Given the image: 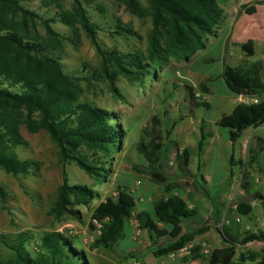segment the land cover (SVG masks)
<instances>
[{
  "label": "trees",
  "instance_id": "16d2710c",
  "mask_svg": "<svg viewBox=\"0 0 264 264\" xmlns=\"http://www.w3.org/2000/svg\"><path fill=\"white\" fill-rule=\"evenodd\" d=\"M24 1L26 0H0V169L13 176H26L33 169V164L17 159L10 148L25 144L19 130V125L23 122L18 118L22 117V112L16 113L25 111L23 120L25 119L26 127L30 130L42 129L49 135L58 148L62 164L73 161L96 183H103L110 173L107 165L114 153L121 149L125 131L116 123V117L112 113L79 101L82 93L79 82H89V79L64 73L59 59L53 55L61 49V41L51 24L58 19L74 29L76 36L78 28L84 32L101 59L102 74L110 92L119 97L116 87L118 75L146 85L148 80L144 78L162 73L170 59L187 61L193 57L196 51L204 47L206 37L212 35L223 21V10L219 4L227 0H142L148 6L147 14L150 17L147 37L150 69L146 68L136 54H120L114 50H104L99 45L96 39L98 23L93 22L88 15V6L92 4V0H71V12L62 10L60 0H44V6L55 4L56 7L55 15L49 18L24 8ZM121 2L133 15L142 16L145 13L140 0ZM263 3L264 0H257L253 5H242L241 9L245 14L253 15L256 6ZM36 23L43 27L44 38L31 34L30 29ZM114 33L126 36L131 31L115 25ZM239 48L247 58L254 55V45L250 40ZM110 65L115 67V72H108ZM262 67L261 61L238 66L223 62L219 76L231 93L244 98H261L264 96V81L260 75ZM198 89L202 93L209 92L205 84L199 85ZM186 90L193 109L209 108L208 104L197 101L192 88L186 87ZM32 115H36L38 120H33ZM154 121L149 142L140 147L142 165L153 183L169 191L173 186L167 183L164 164L170 144L165 142L160 126ZM263 123L264 99L257 103H238L230 113L221 115L215 123L219 128L228 129L231 145L228 161L230 172L221 188L231 186L234 176L232 167L239 166L242 191L252 200L261 201L264 198L259 193L250 194L249 169L252 166L260 169L258 159L264 151V138L257 135L250 138L244 150V160L235 161L234 146L246 129H256ZM175 125L176 122H173L171 129ZM205 141L202 130L196 147L199 156ZM189 158L190 151L187 149L177 156L176 162L179 163L181 172L187 171ZM200 180L204 181L203 176H200ZM193 186L195 191L202 189L199 183L194 182ZM199 194L210 200L208 217L204 214L203 218L200 217L195 204L186 202L181 195L175 194L149 202L147 208L136 213L140 230L149 234L154 241L166 243V247L159 249L156 256L177 253L197 237L213 230L220 239L221 248L214 250L208 260L209 264H244L246 261L264 264V259L256 261L258 257L253 253H240L236 262L232 261L236 255V246L252 242L264 243V231L246 232L242 235L240 226L231 221L229 226H221L222 217L228 219V210L226 213L218 196L206 197L201 191ZM94 197L92 189L84 185L68 184L67 175L63 172L62 184L52 212L56 218L65 214L76 217V211L69 206H86ZM5 198L6 193L0 186L2 203ZM136 207L135 197L125 189L119 190L116 198H106L100 202L92 211L88 224L91 232L99 230L91 249L111 252L122 239L124 226ZM236 212L239 216L248 218L252 209L249 204L238 202ZM160 222L164 224L162 228L158 227ZM8 248L13 253V259L0 264H90L80 241L69 235L68 231L46 232L38 241H35L30 232H21L14 236ZM199 250V246H194L191 250L193 261L201 258Z\"/></svg>",
  "mask_w": 264,
  "mask_h": 264
},
{
  "label": "rangeland",
  "instance_id": "374dc122",
  "mask_svg": "<svg viewBox=\"0 0 264 264\" xmlns=\"http://www.w3.org/2000/svg\"><path fill=\"white\" fill-rule=\"evenodd\" d=\"M255 1L257 0H227L219 4L223 10L224 19L215 32L206 37L204 47L196 51L195 55L187 61L170 59L162 73L144 78L148 80L146 85L124 75H118L116 87L119 97L113 96L110 92L102 74L101 59L84 32L78 28L76 30L78 36H76L73 33L74 29L62 24L58 19L51 24L61 41V49L55 51L53 55L59 59L64 73L89 79V82L85 80L79 82L82 91L79 101L112 113L116 117V123H119L125 131V136L121 149L114 153L109 161L110 164L107 165L110 173L103 183H96L75 162L62 164L58 148L49 135L42 129H28L24 124L25 119L23 120L26 112L16 111L19 114L22 112V117L18 118L23 122L19 125V130L25 144L16 147L10 146V148L17 159L29 161L34 166L30 170V174L26 176H13L0 169V186L6 193L5 202L2 203L0 200V262L13 259V253L8 246L12 244L14 236L18 233L28 231L35 237V241H38L43 233L68 231L69 235L80 241L90 264H160L161 262L164 264H209L208 260L214 250L221 248L220 239L213 230L197 237L183 251L177 252L175 261H172L167 258L168 255L156 256L159 249L166 247L165 242L154 241L145 231L139 230L138 233L130 220L124 226L122 239L117 242L111 252L92 250L91 244L99 234V230L91 232L88 229V224L95 207L106 198H116L117 192L122 189L135 197L136 213L150 205L149 202H146L147 199L152 202L166 198L169 194H175L181 195L186 202L195 204L200 211V217L203 218L202 214L208 217L211 208L210 200H208L209 198L206 200L198 194L197 190L195 191L193 183L196 182L202 186L203 190L200 191L206 197L216 198L218 196V201L224 205L226 213L228 210L227 218L232 224H234L233 217L238 214L231 207L238 202L249 205L251 202L253 203L252 198L244 194L241 189V168L239 166L232 167L234 174L232 184L229 188H221L220 193L219 182L222 178L227 177L230 169L228 160L231 147L228 144L230 143L228 129L218 127L215 130L213 125L208 122L220 116V95L222 93L219 75L226 49H222L221 52L220 42L218 43L217 39L222 41L223 37L231 31L234 20L236 22L233 36L236 37L237 42L229 41L228 45L229 53L232 52L233 63L240 65L263 61L260 75L264 81V34H262L264 30L259 31L260 34L257 38L262 39V42H259L256 47L254 46L252 57H245L239 48L240 40L246 42L248 38L245 32L252 30L249 37H254L255 31H257L248 24L264 21V3L256 6L257 14L254 15H247L241 9L242 5H253ZM140 3L145 13H142V16H136L125 8L121 0H92V4L88 6V15L93 22L98 23L96 39L104 50H114L120 54H136L142 59L146 68L150 69L147 41L150 17L147 14V4L142 0ZM43 4L44 0L22 2L24 8L36 12L41 17L54 16L56 13L55 4L50 6ZM60 4L63 11L71 12V0H60ZM115 25L129 29L131 34L116 35L114 33ZM222 25L225 26V30L220 34ZM30 31L38 38L45 37L44 29L39 23H36ZM108 68L109 73L115 72L113 65ZM201 84L207 86L208 93L200 92L198 86ZM186 87L192 88L197 101L208 104L209 108L193 109ZM242 99L244 103H252L254 100L257 102L263 100L264 96L261 98L243 97ZM31 118L38 120L36 115H32ZM154 120L160 126L165 142L170 144L164 164L167 183L173 186L169 191L153 183L142 165L140 147L149 142ZM173 122H176V125L171 129ZM202 130L206 141H212L206 145L204 153L209 158V161L205 162L206 167L204 168L208 184L205 179L204 181L200 180V173L196 168V165H199L201 161L196 147ZM213 133H217V135H211ZM220 134L223 136L221 138L223 141L214 142L211 140L220 139ZM246 135V132L243 133L240 143L244 141ZM177 149L190 151L186 172L179 170V163L176 162L179 155ZM244 155V150L242 151V148L235 144V161L244 160ZM90 158L94 159L91 155ZM262 162H264V152L258 159L259 164ZM63 172L67 175L68 184L84 185L95 192L94 199L88 205L72 204L69 206L76 211V217L65 214L56 218L52 212L58 189L62 184ZM249 173H259L258 167L252 166ZM203 176L205 177V175ZM254 178L256 177L254 176L251 180L253 181ZM137 181L141 182L139 187H136ZM257 190L264 196V184ZM140 199L145 201L140 202ZM254 210L255 213H262L264 217V201L260 203L256 199ZM223 218L225 216L222 217L221 222ZM241 218L244 219V217ZM198 219L199 217L196 220ZM250 224L253 228L256 227L254 223ZM163 226V223H158V227L162 228ZM258 227L262 230L257 229L255 232L264 231V221L260 220ZM96 228L99 229L98 224H96ZM194 246L200 247L198 254L201 258L196 261L191 259V250ZM205 248L209 249L208 254L203 252ZM240 253H253L258 257L256 261L264 259V243L252 242L245 246H236L233 263L236 262ZM255 263L246 261L244 264Z\"/></svg>",
  "mask_w": 264,
  "mask_h": 264
},
{
  "label": "crops",
  "instance_id": "0c3cea01",
  "mask_svg": "<svg viewBox=\"0 0 264 264\" xmlns=\"http://www.w3.org/2000/svg\"><path fill=\"white\" fill-rule=\"evenodd\" d=\"M254 14H257V11ZM235 22H236V20L233 21L231 31L223 37L222 41H221V39H219L217 37L218 38L217 41L219 40L218 43L220 42L221 52H222V49L223 50H224V48L226 49V53H225L226 55L222 58L221 65L224 62V63H226L227 65H230V66H238V64L234 65V63H233L234 60H233V57L231 55L232 52L229 53V50H228L229 49V46H228L229 45V41L237 42L236 37L233 36ZM255 23H256V26H254ZM248 26H252L253 30L256 29L257 31H255L254 37H249V35L252 32V30H250L251 32H245L246 33L245 35L246 36L248 35V38L246 39V41H248V40L252 41L253 42V45L256 47V45H258L259 42H262V39H258L257 37L260 34L259 31L264 30V21H260L258 23L256 21V22H253V23L248 24ZM224 30H225V26L222 25L221 28H220V34H222L224 32ZM262 34H264V31L262 32ZM240 43L243 44L245 42H241V40H240ZM228 53H229V55H228ZM220 73H221V67H220ZM220 88H221V93H222V95H220V116L223 115V114L230 113L231 110L234 108V106L237 105L238 103H242V102L244 103V100L242 99L243 97L242 96H237V95L231 93L226 88V86H225V84H224V82H223V80L221 78H220ZM218 118H215L214 120L208 122L209 124H212L213 125V127L215 128V130H216V128H218L216 126V124H215L216 121L218 120ZM245 132L247 133V135H246V138L244 139V141H242L240 143V139H239L237 141V143H236V145H238L239 147L242 148V151L244 150L245 145L248 144V141L250 140V138L252 136L257 135V136H260V137L264 138V133H263L264 132V123H263L262 126L256 128V129L248 128V129H246L244 131V133ZM211 135L215 136V135H217V133L216 134L213 133ZM222 137H223L222 134H220V139H211V140H214V142H216L218 140L223 141V139H221ZM211 142L212 141H209V142L208 141H205V143H204L205 145H204V148H203V152H202V154L199 157L200 160H201L200 161V164L199 165H196V168L199 171L200 176L205 175V177L203 176V178L207 182L206 184H208L209 181L207 179V174H205V172H204V168L206 167L205 162H208L209 161V158H207L204 155V153H205L206 145L207 144H210ZM228 144L231 147L230 143H228ZM234 159H236V158L234 157ZM259 167H260V169H258V172L259 173H256V174L251 173L250 174V177L251 178H253L254 176L256 177V178H254L253 181L250 180V194L259 193L264 198L263 194L259 190H257L258 187H260L261 185L264 184V162H262L261 164H259ZM229 172H230V169H229ZM232 172H233V170H232ZM201 173H203V174L201 175ZM225 179L226 178H222L221 182H219L220 189H221L222 184L224 183ZM197 192H199V191L197 190ZM255 201L256 200H253V203L252 202L250 203V206H251V209H252V214L249 215L248 218H245V217H244V219L241 218L240 231L243 228V226H245V225L251 226L252 227V229H251L252 232H255L257 229L262 230V228L258 227V223L260 224V220H261V222H263L264 221V217H263V214L262 213H259V212L258 213H255V210H254ZM258 201L260 203L263 202V201H261L259 199H258ZM210 210H211V208H210ZM210 210H209V213H210ZM250 223H254L256 225V227L253 228L252 224H250Z\"/></svg>",
  "mask_w": 264,
  "mask_h": 264
},
{
  "label": "built area",
  "instance_id": "2783aa9c",
  "mask_svg": "<svg viewBox=\"0 0 264 264\" xmlns=\"http://www.w3.org/2000/svg\"><path fill=\"white\" fill-rule=\"evenodd\" d=\"M252 103H257V101H253ZM245 150V149H244ZM178 154H181V150L180 149H178ZM172 164V163H171ZM141 185V182L140 181H137L136 182V187H139ZM142 201H145L144 199H140V202H142ZM146 202H151L150 201V199H147V201ZM232 209H234V210H236V204L235 205H233L232 207H231ZM136 212L134 211V212H132V215H131V218H130V221H131V223H132V226L138 231V233H139V230H140V228H139V224H138V221H137V219H136ZM233 223H235V224H237V225H241V216H239V215H236V216H234L233 217ZM221 226H229L230 225V220H228V219H226V218H223V221L221 222V224H220ZM252 227L251 226H249V225H245V226H243V228L241 229V233L243 234V233H245V232H251L252 233ZM184 250V248L182 249V250H180V251H183ZM203 252L205 253V254H208L209 253V249H207V248H205V249H203ZM176 257H177V255H176V253H172V254H169L168 255V257L167 258H169V259H171L172 261H175V259H176ZM160 264H164L163 262H161Z\"/></svg>",
  "mask_w": 264,
  "mask_h": 264
}]
</instances>
